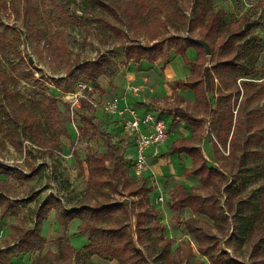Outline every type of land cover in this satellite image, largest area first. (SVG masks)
I'll use <instances>...</instances> for the list:
<instances>
[{
  "label": "rangeland",
  "instance_id": "obj_1",
  "mask_svg": "<svg viewBox=\"0 0 264 264\" xmlns=\"http://www.w3.org/2000/svg\"><path fill=\"white\" fill-rule=\"evenodd\" d=\"M102 1L116 4L132 0ZM260 1L214 0V8L222 14L225 24L246 14L256 25L245 38L230 41L217 55L218 41L210 43L212 55L207 63L210 70L223 61L244 66L248 74L239 78L241 95L234 96L232 106L236 117L243 115L247 123L253 120L255 125L264 121V96L249 95L251 90L245 85L264 90V4H258ZM162 2L175 9L182 5L179 0ZM185 10L189 17L191 11ZM101 17L112 19L94 7L91 0H0V37L8 41L6 53L0 50V74L6 72L14 79L10 89L16 99L42 123L41 137L18 123L24 143L23 153L0 136V181L8 184L3 195L11 204L6 215L0 214V264H120L109 256L94 253V248L89 246L90 231L82 232V222L74 216L72 221L64 224L67 221L65 216L62 222L51 210L38 226L37 212L51 198L59 199L69 211L93 207L97 202L123 203L128 208L130 220H120L128 223L135 232V239L138 211L144 205L154 207L159 215H154L153 224L149 221L143 227L146 232L142 233L145 246L140 247L145 256L142 264H200L198 261L210 264L209 259L199 253L198 244L210 253H226L242 264H253L254 252L249 240L260 229L264 231V205H261L264 200V167L261 160L252 155V148L240 147L235 155L231 154L228 139L226 145L219 144L220 153L216 155V127L210 122L209 132L205 131L197 146L201 147L209 166L220 171V176L210 186L203 187L198 177L184 175L192 166L191 158L171 152V145L178 136L172 134L168 145L154 150L147 171L138 174L134 167L135 141L119 121L112 122L116 118L93 108L87 100L72 114V102L67 95L77 92L81 84L87 87L83 94L101 105L114 98L134 99L144 93L148 97L147 88L153 90L150 76L145 86L135 82L136 74L142 69L129 61L126 54L128 47H151L154 41L146 34L138 33L127 18L117 22L121 30V37H118L99 23ZM167 24L163 36L159 37V41H163V51L168 49L167 61L151 64L150 70L162 78L172 62L179 76L174 73L170 77L176 81L183 99L181 104L171 102L172 107L178 105L185 113L197 117L198 112L191 104L192 92L183 86L191 74V67H185L182 58L175 55L174 41L169 39L185 36L186 29L178 21L169 20ZM63 43L66 53L62 50ZM92 62L102 64L105 69V75L95 83L89 79L92 67L88 64ZM26 71L32 72L36 80H24ZM135 87L139 91H133ZM169 89L176 93L172 84ZM248 95L250 102L244 105L242 100ZM47 98L57 102L63 112L60 120H64L68 129V136L60 139L61 146L52 150L44 145V138L50 139L54 133L42 115ZM210 99L212 108H219L217 98L211 95ZM150 103L155 105L153 100ZM3 105L9 109L7 102ZM125 105L124 108L135 110L128 102ZM165 105L171 108L168 103ZM88 119L90 122L85 124ZM180 130L179 136L184 138L193 128L186 124ZM107 134L119 156L107 163L110 183L88 185L86 157L107 152ZM8 169L22 172L29 178L18 180ZM142 181L152 190L148 201L142 196L128 194L129 189ZM178 185L189 190L198 188L205 199L215 202L221 212H217L221 215L218 222L215 224L208 216L190 208H174L173 191ZM84 219L97 226L95 240L100 236L98 231L113 222L112 218L102 220L84 216ZM189 222L196 230L195 235L188 231ZM31 230H38L45 243L38 250L22 253L16 247ZM78 251L81 253L76 254Z\"/></svg>",
  "mask_w": 264,
  "mask_h": 264
},
{
  "label": "trees",
  "instance_id": "obj_2",
  "mask_svg": "<svg viewBox=\"0 0 264 264\" xmlns=\"http://www.w3.org/2000/svg\"><path fill=\"white\" fill-rule=\"evenodd\" d=\"M91 1L94 7L100 8L103 13L112 17V19L107 17L99 19V23L108 31L121 37V30L117 22L126 20L127 18L138 33L146 34L154 41V45L151 47L135 45L127 48V59L135 63H139L144 59L155 62L159 58L166 62L168 49L165 52L163 51V41H159V37L163 36V30L167 28L169 20L181 22L186 29V35L173 36L169 39L170 41H174L173 48L175 53L183 58L186 65H191L192 67V75L187 80L185 86L195 93V108L198 110V113H201L205 118L210 116L211 126L216 127L217 142L214 144L215 154L219 155L220 153L219 144L226 145L228 139H230L231 154L235 155L240 147L245 148L247 146L252 148V152H250L261 160L260 164L264 167V121H260L259 125H255L253 120L247 123L243 115L236 117L232 106L234 96L238 95L240 97L241 95V87L238 80L242 75L248 74L246 69L241 64L232 61H223L215 64L212 70L208 69L207 63L209 58L206 55L205 49L193 40L201 39L209 43V45L218 41L217 55L218 51L225 48L230 41L245 38L249 30L256 25V22L249 15L245 14L238 20L225 24L222 14L214 8V0H179L182 5L176 9L175 7H167L162 2L163 0H132L116 4H107L102 0ZM166 1L169 3L172 0ZM258 4L263 5L264 0H261ZM185 9L191 11L189 17H187ZM7 45L8 41L0 37V50L3 53H6ZM189 48L197 49L198 57L196 62L188 59L187 51ZM62 50L66 53L64 43L62 44ZM162 53L163 55L161 56ZM88 65L92 67L91 74L89 75L91 83H95L99 77L105 75V69L102 64L92 62ZM23 79L28 82L36 80L34 74L30 71H26ZM13 80L6 72L0 74V136L5 142L14 147L16 151L23 153L24 143L18 123L21 122L23 128L33 131L35 135L40 137L42 134L40 132L42 123L41 120L39 121V118L33 116L23 103H20L16 99V95L10 89V83ZM245 86L251 90L249 91V95L253 93L254 95L262 94L264 96L262 88L251 87L249 84ZM211 95L217 98L219 108H212ZM249 95L248 98L245 97L242 100L244 105L249 104ZM3 102H7L8 110L3 105ZM85 102L86 100H82V104ZM42 107V115L46 120V124H49L54 129L53 136L50 139L44 138V145L48 150L59 148L61 146V137L68 136V129L64 124V120H60L63 112L57 105V102L49 98L46 99ZM187 121L193 124L195 128L194 138L200 141L204 132V126L199 121L189 119ZM87 122H90V120L84 121L85 124ZM105 143L107 146L105 154L93 153L88 154L86 157L85 163L89 171L88 185L100 186L104 183H110L107 177V163L119 156H117L116 146L112 143L108 134L106 135ZM171 152L178 153L179 155L185 154L192 159L193 164L185 170L184 175L187 177H198L203 187L210 186L213 180L220 176V171L215 167L209 166L201 148L195 147L192 144V140L182 139L173 143ZM80 166L83 168L82 162H80ZM8 171L12 172V176L18 180H27L29 178V176L22 172H16L13 169H8ZM7 186L8 184L5 181H0V214L3 216L7 214L11 207L9 199L3 195ZM151 192L152 190L147 187L145 181L138 183L128 190L130 196H142L146 201H148V196ZM262 195L264 198V192ZM173 196V207L176 209L184 210L190 208L195 213L208 216L215 224L219 220L218 216H221L217 215L218 211L221 213L220 208L216 207L215 202L205 199L198 188L189 190L178 185L173 191ZM262 204L264 205V200ZM51 210L56 212L61 221L62 217L65 216L67 221L64 224L69 223L74 218L80 219L82 222L80 230L82 232L90 231L89 246L94 248V253L99 256H109L120 264H142L145 261L144 253L140 248L145 246L142 233L146 232V230L143 227L149 221L153 224L154 215H159V213H156L154 207L144 205V208L140 209L136 216L135 239V232L130 228L128 223L125 224L120 220V218L130 220L128 208L123 203L97 202L93 207L84 206L69 211L65 209L59 199L51 198L46 200L37 212L38 226L42 225ZM84 216L102 220L112 218L113 222L108 224L107 228L100 229L101 231H98V233H100L101 237L98 235V240H95L94 230L97 226L85 221ZM188 231L193 235L196 234V230L191 227L190 222ZM20 241L16 248L22 253L38 250L45 243V239L38 230L29 231ZM249 242L254 252L253 264H264L263 229L253 234ZM70 248L73 250L71 246ZM198 251L202 256L209 259L210 264H242L234 258L229 257L226 253H210L201 244H198ZM80 253L79 251L76 252V254ZM198 262L205 264L203 261Z\"/></svg>",
  "mask_w": 264,
  "mask_h": 264
},
{
  "label": "crops",
  "instance_id": "obj_3",
  "mask_svg": "<svg viewBox=\"0 0 264 264\" xmlns=\"http://www.w3.org/2000/svg\"><path fill=\"white\" fill-rule=\"evenodd\" d=\"M175 55H178V54L175 53ZM187 57L192 62H196L197 57H198L197 49L189 48L188 51H187ZM176 59H177V57H176ZM159 60L161 62L163 61L161 58H159L155 62L144 59L141 62H139L140 64L139 63H135V65L139 66L140 69H142L141 72H138L136 74V81L135 82L140 84L141 87L145 86L146 85V80H148L147 78H149V76H150L151 77V84L153 86L152 87L153 90H149V88L146 87L147 88L148 97H145V95H146L145 93H144V96H139V97L134 98V99L129 97V98L125 99V100H121L120 101V105L123 107L125 105V102H128L130 105H132L134 107L137 115L139 117H142V118L145 117L147 114L151 113V114H156L157 116H159L162 119H164L166 121V124L168 126V130H169L170 133H169L168 140L162 146L168 145L171 142V140H172V137H173L172 134H174V136L176 135L178 137L175 138L173 143H175V142H177L179 140H182V139H188V140H192V144L195 147H198L197 145H199L202 142L203 138H204L205 131H206V133L209 132V126H210V124H209L210 120H208L209 117L205 118V117L202 116L201 113H198V116L194 117V116L189 115V114L185 113L184 111H182V109L178 105H176L175 107H172L174 104H172L171 102L176 101L178 104H181L183 102V99L181 97L180 91H179V89L176 88V86H177L176 85V81H172L171 80L172 77H170V74H174L175 73L178 76H179V74L173 68L172 62H170L168 64V68L166 69V75L164 77L160 78L157 75V73H154V71L150 70L151 64L155 65V63H158ZM182 60H183V58H182ZM182 63L185 65V67H191V65H186L184 63V60L182 61ZM191 75H192V67H191V74L188 75V78L186 79V81L184 82V85H183L186 89H189L187 86H185V84L187 83V80L191 77ZM169 84H172V86L175 89L176 93H174V91L172 93L169 91L170 90L169 89ZM189 91L192 92L191 93L192 94V98H191L192 103L191 104H192L193 108H195V93L191 89H189ZM120 92L122 94L123 90H121ZM172 94L174 95V97H172ZM134 100H136V102L138 104L135 103ZM151 100H153L155 102V105H151V103H150ZM166 103H168V105H170V107H171L170 109H169V107L168 108L166 107V105H165ZM99 110H101V109H99ZM195 110L198 112V110L196 108H195ZM174 114H177L179 116V118H180L179 121H175L173 119V115ZM187 119L192 120V121H199V123L204 126V132L202 134V138H201L200 141H198V140H196V138H194V129L195 128H194L192 123L187 121ZM117 121H118V119L116 118V120H113L112 122H117ZM186 124L190 125L193 128V130L190 133V135H187V137L181 138L179 136V131H181L180 129L183 128V126H185ZM171 147H172V145H171ZM133 148H134L135 154H136V147L133 146ZM199 148H201V147H199ZM153 151H154L153 149H149V151H148L149 157H150V155L153 154ZM183 155H185V154H183ZM189 161L193 164L192 159L191 160L189 159Z\"/></svg>",
  "mask_w": 264,
  "mask_h": 264
},
{
  "label": "built area",
  "instance_id": "obj_4",
  "mask_svg": "<svg viewBox=\"0 0 264 264\" xmlns=\"http://www.w3.org/2000/svg\"><path fill=\"white\" fill-rule=\"evenodd\" d=\"M86 86L82 84L79 86L77 92L68 93L71 99L72 114L75 110L81 108L82 100H87L93 108L101 109L104 113L111 118H117L119 123L123 125V130L130 133L135 141L136 154L134 158V167L138 174H143L148 169L149 163V149L157 151L169 137V130L166 121L156 114H147L145 117H139L135 110H129L120 105V98H114L102 105L90 99L83 90ZM92 89V87H88ZM133 91H139V88H133ZM175 121L180 118L177 114L173 115Z\"/></svg>",
  "mask_w": 264,
  "mask_h": 264
},
{
  "label": "water",
  "instance_id": "obj_5",
  "mask_svg": "<svg viewBox=\"0 0 264 264\" xmlns=\"http://www.w3.org/2000/svg\"><path fill=\"white\" fill-rule=\"evenodd\" d=\"M193 40L195 43H197L198 45L202 46L205 49L206 55L208 57L211 56L212 51H211V47H210L209 43H207L206 41L201 40V39H193Z\"/></svg>",
  "mask_w": 264,
  "mask_h": 264
}]
</instances>
